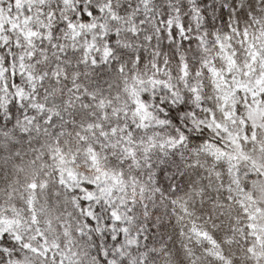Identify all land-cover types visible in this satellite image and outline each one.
I'll list each match as a JSON object with an SVG mask.
<instances>
[{
	"label": "snow or ice",
	"instance_id": "6c2138e0",
	"mask_svg": "<svg viewBox=\"0 0 264 264\" xmlns=\"http://www.w3.org/2000/svg\"><path fill=\"white\" fill-rule=\"evenodd\" d=\"M0 264H264V0H0Z\"/></svg>",
	"mask_w": 264,
	"mask_h": 264
}]
</instances>
